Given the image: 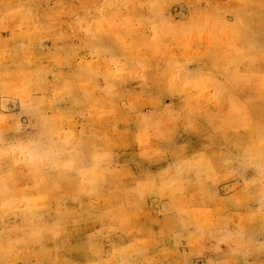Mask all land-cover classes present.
Wrapping results in <instances>:
<instances>
[{
	"label": "clouds",
	"instance_id": "9594fccd",
	"mask_svg": "<svg viewBox=\"0 0 264 264\" xmlns=\"http://www.w3.org/2000/svg\"><path fill=\"white\" fill-rule=\"evenodd\" d=\"M0 264H264V0H0Z\"/></svg>",
	"mask_w": 264,
	"mask_h": 264
}]
</instances>
